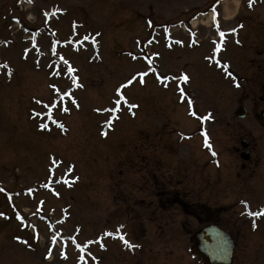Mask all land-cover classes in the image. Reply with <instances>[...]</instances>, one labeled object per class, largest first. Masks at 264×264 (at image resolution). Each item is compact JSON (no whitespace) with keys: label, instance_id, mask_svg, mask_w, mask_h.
I'll use <instances>...</instances> for the list:
<instances>
[{"label":"rangeland","instance_id":"rangeland-1","mask_svg":"<svg viewBox=\"0 0 264 264\" xmlns=\"http://www.w3.org/2000/svg\"><path fill=\"white\" fill-rule=\"evenodd\" d=\"M216 1L0 0V264H200L189 237L207 221L235 241L232 264H264V215L247 214L264 210V0ZM164 28L184 47L166 48ZM241 138L252 161L235 176ZM53 175L78 181L52 197ZM177 192L210 212L186 215Z\"/></svg>","mask_w":264,"mask_h":264},{"label":"water","instance_id":"water-1","mask_svg":"<svg viewBox=\"0 0 264 264\" xmlns=\"http://www.w3.org/2000/svg\"><path fill=\"white\" fill-rule=\"evenodd\" d=\"M235 115L242 118L246 115L244 108L239 107ZM264 119V108L260 112ZM245 148L248 143L241 141ZM240 156L243 159L248 158V151L243 149ZM193 243L192 254L199 256L203 264H230L232 262L234 242L224 231L216 225H208L193 233L191 237Z\"/></svg>","mask_w":264,"mask_h":264},{"label":"snow or ice","instance_id":"snow-or-ice-1","mask_svg":"<svg viewBox=\"0 0 264 264\" xmlns=\"http://www.w3.org/2000/svg\"><path fill=\"white\" fill-rule=\"evenodd\" d=\"M221 35H223V33H221ZM84 39H88V37L86 36ZM61 59H63V58H61ZM64 63L67 64V61H64ZM0 67H6V65H0ZM72 71H73V69H71V68L69 67V73H71ZM144 75H146V74H144ZM158 78H159V77H158ZM135 79H136V77H133V78H132V80H135ZM177 79H179V80H181V81H187L188 77L185 76V75H181V76L178 77ZM132 80H129V81H128V84H131V83H132ZM140 82L143 83V79H141ZM126 86H127V85H123L122 87H126ZM51 87H53L54 89H56V86H55V85H52ZM56 91L59 92V89H56ZM117 94L120 95V89H117ZM65 95H68V93H65ZM181 95H183V91H182V90H181ZM123 99H124L123 96H121L120 100H117L115 103H116L117 105H119L120 102H121V100H123ZM73 102L75 103V101H73ZM189 103H191V102H189ZM64 111H67V109L65 108ZM40 127H41V128H46L47 125L42 123V124L40 125ZM58 127L63 128V125H58ZM0 191H2V190H0ZM242 203H244V202H242ZM247 214L250 215V216L264 215V210H261L260 212H256V213L248 212ZM18 219H19V217H18ZM106 235H110V234L106 233ZM120 239L123 240V237L121 236ZM53 240H55V237H53ZM124 243H125V245L128 246V247H132V245H130V244L128 243V241L124 240Z\"/></svg>","mask_w":264,"mask_h":264},{"label":"flooded vegetation","instance_id":"flooded-vegetation-1","mask_svg":"<svg viewBox=\"0 0 264 264\" xmlns=\"http://www.w3.org/2000/svg\"><path fill=\"white\" fill-rule=\"evenodd\" d=\"M259 99H260V101L262 102V97H260ZM251 161H252V158L250 157V158H249V162L247 163V165H249V164L251 163ZM247 165H245L244 168H246ZM237 174H238V173H237Z\"/></svg>","mask_w":264,"mask_h":264}]
</instances>
